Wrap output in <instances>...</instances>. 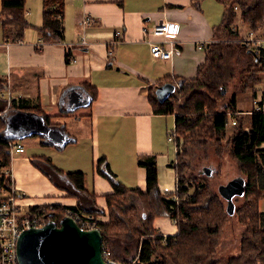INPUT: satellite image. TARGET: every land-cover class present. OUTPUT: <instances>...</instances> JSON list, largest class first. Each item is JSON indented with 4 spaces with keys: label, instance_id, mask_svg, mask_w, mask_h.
Wrapping results in <instances>:
<instances>
[{
    "label": "crops",
    "instance_id": "obj_1",
    "mask_svg": "<svg viewBox=\"0 0 264 264\" xmlns=\"http://www.w3.org/2000/svg\"><path fill=\"white\" fill-rule=\"evenodd\" d=\"M25 5L29 26L22 39H13V26L6 34L0 18V81L6 83L0 90V116L6 115L4 132L12 136L7 130L8 118L22 111L11 110L12 101H23L48 115L51 123L64 125L67 134L58 130L62 133L56 135L39 114L31 113L37 129L19 138L25 150L13 151L9 166L12 185L24 194L18 199L24 209L45 204L75 207L80 201L36 166L33 160L38 157L49 158L65 172H84L87 191L96 195L100 209H107L105 195L114 191L112 181L97 170L101 158L124 186L145 190L146 169L138 160L153 155L160 189L175 194L177 144L173 146L169 134L166 136L170 128L167 115H172L175 126V114L156 113L149 89L171 82V77L196 76L206 60V47L214 39L224 4L217 0H202L198 5L192 0H65L63 42H46L39 31L43 0H26ZM208 6L218 13L211 15ZM160 21L180 25L182 54L171 60L152 56L149 41L161 37L143 31L144 26ZM200 41L206 42L203 49L198 48ZM81 85L96 89L89 107L87 95L91 92L86 94ZM37 130L46 131L57 145L64 146L44 143L39 135L30 136ZM68 136L74 139L64 144ZM260 180L264 181V175ZM96 216L100 222L108 220L106 214ZM159 217L154 221L159 234L178 233L174 220L160 218L158 222Z\"/></svg>",
    "mask_w": 264,
    "mask_h": 264
},
{
    "label": "trees",
    "instance_id": "obj_2",
    "mask_svg": "<svg viewBox=\"0 0 264 264\" xmlns=\"http://www.w3.org/2000/svg\"><path fill=\"white\" fill-rule=\"evenodd\" d=\"M25 1L2 0L1 22L6 34L7 28L14 27V40L22 39L24 30L29 26L25 16ZM201 1L192 0V4L198 5ZM217 1L225 6L221 24L214 29V38L218 37L219 40L210 42L206 47V60L198 67L196 76L171 77L170 81L176 85V91L163 102L156 97V85L149 89V97L156 113L175 114L176 193L167 195L160 189L158 166L153 155L142 156L138 160L139 165L146 169L145 190L124 186L118 181L106 159L101 158L97 170L112 181L114 191L105 195L107 209H100L96 205V195L87 191L84 172H65L49 158L38 157L33 160L36 166L57 186L79 197L80 201L75 207L61 204L37 205L31 208L32 214L40 213L48 220L56 221L68 209L93 214L97 219V213L106 214L108 220L99 221L98 224L104 244L111 249L115 260L125 264H264V213L259 210V200L264 196V181L260 180L264 175V112L240 110L237 98V95H243L249 89L254 90L257 83L261 82L258 69L261 65L264 66V45L256 51L251 49L249 42L231 43L224 40L240 36L239 30H233V25L238 20L249 30L257 32L264 25V0ZM64 6L65 0H43V24L39 31L44 41L63 42ZM245 55L251 60L242 66ZM70 56L68 53V62L71 61ZM5 85L4 81H0V90ZM230 85H234L236 91L225 101L222 110L219 103L225 100ZM81 88L86 94L91 92L87 95L86 105L89 107L97 96L96 89H90L88 85H81ZM256 95L253 94V98ZM174 97H183L184 100L176 102ZM16 108L39 114L48 128L67 134L64 125L51 123L50 117L37 111L36 106L26 105L23 101H12L10 109ZM229 111L237 113L238 121L228 145L224 146L222 139L227 131L225 123ZM5 116H0L1 169L8 168L11 163L9 141L19 142V137H11L4 132ZM32 135H39L44 143L61 148L64 146L57 145L56 141L44 134L34 132L30 136ZM73 139L68 136L64 144ZM210 143H213L218 153L228 147L246 177L244 204L236 205L234 214L245 227V233L240 254L226 261L217 256L221 232L232 217L226 211V200L210 190L204 179L186 174L190 167L188 159L193 152L196 149H206ZM0 187L11 189V177L1 174ZM163 215L176 222V235L163 236L157 232L154 221Z\"/></svg>",
    "mask_w": 264,
    "mask_h": 264
},
{
    "label": "water",
    "instance_id": "obj_3",
    "mask_svg": "<svg viewBox=\"0 0 264 264\" xmlns=\"http://www.w3.org/2000/svg\"><path fill=\"white\" fill-rule=\"evenodd\" d=\"M175 91L173 82H165L156 87L155 93L157 99L163 102ZM225 92L226 89L223 90ZM31 115L29 112L17 111L9 116L7 130L11 137L23 138L30 130L37 129ZM51 130L56 135L61 134L60 131ZM37 131L49 137L46 131ZM204 171L211 173L208 167H204ZM218 192L226 200L227 213L233 216L236 212L235 197L246 194V179L243 176L235 177L221 184ZM103 243L100 228L83 229L72 216L65 215L58 221L49 219L41 227L24 230L18 240V260L20 264H117L116 261L105 260Z\"/></svg>",
    "mask_w": 264,
    "mask_h": 264
},
{
    "label": "built area",
    "instance_id": "obj_4",
    "mask_svg": "<svg viewBox=\"0 0 264 264\" xmlns=\"http://www.w3.org/2000/svg\"><path fill=\"white\" fill-rule=\"evenodd\" d=\"M90 18L85 17V22ZM145 34L153 37H161L160 40H150V50L154 58L161 60H171L174 56L182 54V47L178 40L180 25L174 21H160L152 27H143ZM118 34L121 31L117 32ZM253 34L251 33V36ZM252 37L245 39L252 40ZM254 39V38H253ZM256 43L264 45V37L255 40ZM249 42V41H247ZM116 42H114L115 44ZM251 43V42H249ZM198 48L203 49L206 42L200 41L197 43ZM258 47V46H257ZM259 49V47H258ZM264 97L256 95L253 99V109L259 112H264ZM252 109V110H253ZM251 112V111H250ZM237 113L234 111L228 112V120L225 125L228 128L235 127L237 124ZM169 141L176 145V128L171 130L168 135ZM10 143V155L13 151L23 152L24 146L20 142ZM1 174L11 176L10 168H4L0 171ZM24 195L19 193L11 183V189L0 187V264H20L18 260V240L21 233L32 227H41L47 221L43 214L30 212L31 208L24 209L22 203L19 202V196ZM65 215H70L83 229L99 228V220L93 214L81 213L68 209ZM64 215V216H65ZM103 256L107 262L116 261L117 264H125L115 260L111 255V249L103 243Z\"/></svg>",
    "mask_w": 264,
    "mask_h": 264
},
{
    "label": "rangeland",
    "instance_id": "obj_5",
    "mask_svg": "<svg viewBox=\"0 0 264 264\" xmlns=\"http://www.w3.org/2000/svg\"><path fill=\"white\" fill-rule=\"evenodd\" d=\"M213 1V0H212ZM213 3V2H212ZM215 3V2H214ZM235 9H237L235 7ZM238 10V9H237ZM208 12L211 15L217 14V10L214 6H208ZM220 22L218 25L221 24V18L222 15H219ZM240 18V17H239ZM217 25V26H218ZM216 28V27H215ZM239 30L240 36L237 38L230 39H224L229 40L231 43H239V42H251L250 44L251 49H255L257 51L258 47L260 48L261 44L256 43L255 40L258 38H263L262 33L264 32V25L260 26L259 29H257V32H254L252 30H249V28L245 25H243L241 22L236 21V23L233 25V30ZM220 33V32H219ZM251 33L253 34L251 36ZM252 37V40H247ZM254 38V39H253ZM218 37H215L212 42L218 41ZM222 40V39H221ZM223 41V40H222ZM258 46V47H257ZM250 61L251 58L248 56H244L241 62V65H245L247 61ZM249 64V63H248ZM247 64V65H248ZM247 65L245 67H247ZM238 67V66H237ZM241 67V66H240ZM244 67V68H245ZM258 67V66H257ZM243 68V67H241ZM259 78L261 79V82L257 83L254 90H248L246 92H243V95H237L238 97V107L241 110H244V112H249L253 109V94L262 95L264 97V66L261 65L259 67ZM238 87V85H237ZM236 89L234 88V85H230L228 88V92L226 93L225 100L221 101L220 107L223 110V106L225 105V101H228L230 97L234 94ZM176 102H181L184 100V98H176L174 97ZM170 128L166 131V136L171 132L172 129H174V121L172 119V115H167ZM172 125V126H171ZM234 127L228 128V130L225 133L224 138L222 139V143L224 146L228 145L229 138L234 134ZM171 144L174 146L173 142ZM195 150V149H194ZM190 162V167L186 170L187 175H195L199 178H202L206 181V183L209 185L210 190L213 192H218V188L221 184L227 183L229 180L238 177L243 176L245 179V175L241 171L239 164L237 160L231 155L229 152L228 147L224 151L217 152L216 147L213 145V143H210L206 147V149H196L192 156L188 159ZM204 167H208L211 171L210 174H207L204 171ZM1 171V168H0ZM263 173V172H262ZM102 200H99L100 203ZM236 205L241 206L244 204V196L238 197L236 200ZM259 210L264 211V196L260 198L259 200ZM160 218L162 219H168L169 221H172L173 219L167 215H163L157 219L159 222ZM174 230H178L176 224L174 223ZM245 233V227L239 222V219L236 215L232 216L229 220V222L225 225L223 228L220 238H219V251L217 256L221 258V260L226 261L228 258L237 256L240 254V247H241V241L242 237ZM120 262V261H119ZM123 263V262H122Z\"/></svg>",
    "mask_w": 264,
    "mask_h": 264
},
{
    "label": "clouds",
    "instance_id": "obj_6",
    "mask_svg": "<svg viewBox=\"0 0 264 264\" xmlns=\"http://www.w3.org/2000/svg\"><path fill=\"white\" fill-rule=\"evenodd\" d=\"M250 112V111H249Z\"/></svg>",
    "mask_w": 264,
    "mask_h": 264
}]
</instances>
